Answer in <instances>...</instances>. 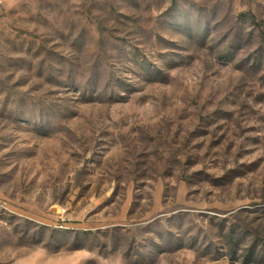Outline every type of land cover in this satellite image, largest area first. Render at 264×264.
Returning <instances> with one entry per match:
<instances>
[{"label": "rangeland", "instance_id": "1", "mask_svg": "<svg viewBox=\"0 0 264 264\" xmlns=\"http://www.w3.org/2000/svg\"><path fill=\"white\" fill-rule=\"evenodd\" d=\"M0 264H264V0H0Z\"/></svg>", "mask_w": 264, "mask_h": 264}]
</instances>
